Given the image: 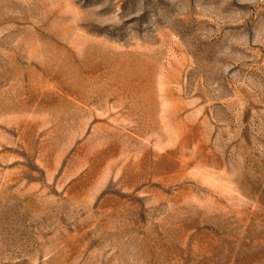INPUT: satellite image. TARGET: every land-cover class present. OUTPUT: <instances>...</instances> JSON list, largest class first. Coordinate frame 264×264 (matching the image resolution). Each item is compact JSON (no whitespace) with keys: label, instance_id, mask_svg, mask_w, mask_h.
Instances as JSON below:
<instances>
[{"label":"rangeland","instance_id":"374dc122","mask_svg":"<svg viewBox=\"0 0 264 264\" xmlns=\"http://www.w3.org/2000/svg\"><path fill=\"white\" fill-rule=\"evenodd\" d=\"M0 264H264V0H0Z\"/></svg>","mask_w":264,"mask_h":264}]
</instances>
